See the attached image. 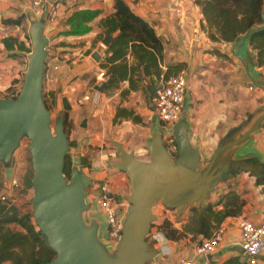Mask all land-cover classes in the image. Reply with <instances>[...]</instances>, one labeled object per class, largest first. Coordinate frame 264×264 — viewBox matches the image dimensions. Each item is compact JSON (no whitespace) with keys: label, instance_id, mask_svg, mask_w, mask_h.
I'll return each instance as SVG.
<instances>
[{"label":"crops","instance_id":"1","mask_svg":"<svg viewBox=\"0 0 264 264\" xmlns=\"http://www.w3.org/2000/svg\"><path fill=\"white\" fill-rule=\"evenodd\" d=\"M122 1L136 16L150 25L163 45L159 77L155 76V72L146 75L144 66H140L138 59L130 54L127 56L128 69H134L132 75L131 72L128 73V77L132 76L135 89H130V82L126 80L112 88L107 85L103 92L98 91L101 86H98L97 78L106 75V70L100 68V63L105 57L106 50L120 34L119 31L111 33L102 25L115 15L116 0H65L58 26L52 27L45 22L44 30V36L49 41L48 63L59 65L58 71H49L45 78V99L50 100L57 109L59 114L56 118L64 113L65 103L69 106L68 136L71 150H76V155L82 159L84 173L93 180L95 186L109 185L112 188L116 200L122 202L120 214H124L128 207L125 201L129 196L125 192L128 174L114 168L120 161L116 144L122 145L128 153H134L139 161L149 162L146 155L151 152L150 142L154 131L160 125L157 120L155 121L153 114L150 117L151 126L147 127L143 113L134 109L135 100L146 99L153 103L155 89L163 79L182 73L189 82L192 72L197 70L200 76L198 84L210 90V87H213L211 83H214L216 87L212 88V91H217L224 76L232 75L236 79L237 71L234 64L238 61L234 53L235 45L215 42L209 38L197 0ZM30 9L31 0H0V29L5 28L3 21L20 18L30 25L34 22ZM85 10L98 12L97 18L89 24L90 31L83 36H66L64 33L69 31L67 20L74 12ZM20 27H15L16 31ZM107 35L112 38L108 48L103 44ZM2 41V50L13 53L6 50ZM143 47L149 49L145 45ZM96 53L101 55L100 62L93 59ZM23 54L25 53L21 55ZM239 54L246 60L249 73L258 85H254L249 79L243 64L239 61L242 74L247 76L251 84L236 85V89L238 87L241 91L246 88L248 91L249 88H256L264 92L262 86L264 67L259 68L256 65V52L246 42L239 50ZM231 59L232 65L228 64ZM5 65L2 64L0 69H5ZM167 71L170 75L166 78ZM18 80V71L14 70L3 80L1 87L12 89L11 91L17 94ZM12 84L16 86L13 88ZM86 96H89V100L80 105L79 101ZM220 100L222 94H216L210 100L191 90L186 95V107L182 117H186L190 141L199 149L203 161L212 158L219 143L231 132L248 121V128L240 134L244 133L264 114L263 104L253 111L246 112L243 120H238L241 115L234 113L233 110L241 107V101L231 104L224 100L221 104ZM229 109L232 110L228 111ZM123 113H128L129 118H125ZM111 147L116 150H112ZM232 152L231 159L234 161L231 166L232 173L226 181L218 185L207 201L192 208L188 207L182 215L167 209L168 221L173 223L176 229L185 231V237L179 242L170 241L162 252L155 248L160 252V256L149 264H170L179 259H192L194 247L206 238L205 235L210 237L218 227L224 226L227 231L222 244L214 255L207 257L212 264H223L232 257L241 255L240 221L247 220L256 225H264V128L254 133L252 139L236 147ZM97 193H94V197ZM234 199H237V202ZM235 203L238 209L236 216L223 219L222 212L234 209ZM210 207L211 219L208 225L203 227L200 225L201 214ZM173 214H176L174 218L185 220L183 227L179 228L182 224L172 221ZM193 238H197L196 243L192 244L191 248H186ZM204 260L205 258L201 257L196 260V264ZM242 260L245 261L244 258ZM259 264H264V256L260 258Z\"/></svg>","mask_w":264,"mask_h":264},{"label":"water","instance_id":"2","mask_svg":"<svg viewBox=\"0 0 264 264\" xmlns=\"http://www.w3.org/2000/svg\"><path fill=\"white\" fill-rule=\"evenodd\" d=\"M45 26L44 18L31 26L32 52L16 99L0 98V163L11 180L16 163L14 155L23 139L29 141L33 172L31 186L34 189L32 216L55 254L47 264H149L160 256V252L151 249L147 242L153 224L158 222L154 205L160 203L182 215L188 207L207 201L232 173V151L264 128V114L244 133L240 134L248 128V121L226 136L208 161L202 160L199 149L191 143L186 117H182L172 129L178 149L175 158L168 153L161 129L153 133L149 162L139 161L134 153H128L122 145L116 144L120 161L114 168L128 174L130 195L125 198L129 208L121 239L116 248L109 251L99 240L100 223L93 220L88 225L84 219V214L91 210L87 190L94 186V182L84 173L82 159H72L70 179L64 174L71 145L63 116L59 115L54 125L44 99L49 45L44 36ZM262 31L264 24L246 33L234 48L235 56L256 86L258 84L239 50L250 37ZM111 41L107 35L104 46L108 48ZM93 59L100 62L101 55L96 53ZM106 88L107 84H103L98 91L103 92ZM112 196L108 195L109 198Z\"/></svg>","mask_w":264,"mask_h":264},{"label":"trees","instance_id":"3","mask_svg":"<svg viewBox=\"0 0 264 264\" xmlns=\"http://www.w3.org/2000/svg\"><path fill=\"white\" fill-rule=\"evenodd\" d=\"M201 8L209 38L215 42L236 45L238 41L249 31L263 26L264 0H197ZM115 15L106 20L102 25L109 32L119 31V36L106 50L105 57L100 63V68L106 70L109 88L115 84L128 80L130 89H135L132 76L128 73L134 69H128L127 56L130 54L138 59L140 66H144L146 75L155 72L160 76L159 61L162 60L163 45L156 36L154 30L143 19L136 16L130 8L122 1L116 0ZM98 16L97 11H76L67 20L69 31L66 36H83L90 31L89 24ZM23 19L6 20L4 24L9 26H21ZM2 44L11 56L17 57L22 53H30L24 41L15 37L4 38ZM247 44L256 52V65L264 67V31L250 37ZM145 45L147 48L143 47ZM167 71L165 77H169ZM12 99H16L14 96ZM46 102V101H45ZM47 105V103H46ZM48 107V105H47ZM49 109V107H48ZM63 119L68 134V110L65 103ZM129 118L128 113L122 114ZM69 138V136H68ZM71 145V144H70ZM72 160L70 155L66 159L65 176L70 179ZM27 188H32L31 180H26ZM0 196V264H47L55 258V254L48 247L46 238L40 233L34 223L31 212L22 213L10 199L2 200ZM237 202V199H234ZM224 211L221 217L236 216L238 209ZM212 209L207 208L201 214L200 225L206 227L212 216ZM160 229L165 236L173 242H179L185 237V231L176 229L168 220L160 224ZM208 238V235H205ZM147 241L148 238H147ZM151 249L152 245L148 242ZM242 255L232 257L223 264H247L242 260ZM212 264V263H211Z\"/></svg>","mask_w":264,"mask_h":264},{"label":"built area","instance_id":"4","mask_svg":"<svg viewBox=\"0 0 264 264\" xmlns=\"http://www.w3.org/2000/svg\"><path fill=\"white\" fill-rule=\"evenodd\" d=\"M65 0H31V13L34 18L40 20L44 18L45 22L52 27L58 26L61 18V12L64 7ZM59 65L54 63L49 65L48 57L45 65V78L49 71H58ZM108 77L101 75L97 78L98 86L107 83ZM190 90V84L184 74L172 76L168 79H163L155 89L154 96V118L160 123L161 129L164 132V143L168 149V153L172 158H175L178 153L172 129L180 121L186 107V95ZM89 100V96L84 97L79 104ZM152 119V118H151ZM17 186L16 182H13ZM98 193L95 196L94 204L105 217L106 232L105 238L108 244L116 247L119 243L122 230L124 227L125 218L128 212L129 205L124 214L119 213L122 202L116 200L114 194L108 185H102L97 189ZM108 195H113L109 198ZM7 197H2L5 201ZM165 214V219L168 210L161 204ZM159 221L153 224L151 232L148 236L149 243L152 247L157 248L162 252L167 247L170 240L165 236L160 229ZM240 241L239 249L242 257L247 264H259V260L264 256V225H256L253 222L242 220L239 223ZM227 228L224 226L218 227L209 238H203L193 249L192 259H179L170 264H196V260L204 257L205 260L200 264H211L207 257L214 255L222 244L226 235Z\"/></svg>","mask_w":264,"mask_h":264},{"label":"rangeland","instance_id":"5","mask_svg":"<svg viewBox=\"0 0 264 264\" xmlns=\"http://www.w3.org/2000/svg\"><path fill=\"white\" fill-rule=\"evenodd\" d=\"M35 21H37L36 18H34V22ZM32 24L33 23H30V25L28 23L26 24L25 20H23L21 27L19 28L18 31H16L15 27L6 25L4 24V21H3V25L5 28L0 29V66L4 63L6 65H5V69L3 70L0 69V98L12 99L21 90V84L23 82V77L28 69V56L32 52V43H31V36H30V28ZM8 27H10L11 29H7ZM7 37H15V38L17 37L18 39H22L25 42L27 48L31 49V52L25 53L17 57L11 56L10 53L4 52L1 48L2 46L1 41ZM228 64L232 65V59H231V62H229ZM234 65L237 71L236 79H235V76H232V75L224 76V78L221 79V82L219 84V89L217 91H212V88L214 89L216 87L214 86V83H211L213 87H210V90H206L204 89V87L198 84V81L200 78L199 70L192 72V75L189 79V84H190L191 91L200 93L203 97H205V99H208V100L212 99L216 94H219V95L222 94V100H220L221 104L224 103V100H228L229 103L231 104H233V102L241 101L242 103L241 107L239 109L235 108V110L233 111L234 113L241 115L238 120L240 119L243 120L245 118L246 112L253 111L258 106H261L264 104V92L256 88H249L250 90L248 91H246V88H243L241 91L239 90L238 87L236 89V85L243 84V86H249L251 83L249 82L247 76L242 74L243 72H241L242 68L239 64V60L236 61V64ZM14 70H17L18 75H19V80L17 81V83L19 84V89L17 91L18 92L17 94L15 91L14 92L11 91L12 89L9 90V89H4L1 87V85L4 82L3 80H5L6 77L9 76V73L13 72ZM179 74H182V73H179ZM179 74L176 73L175 75H179ZM15 86H13L12 84L13 88ZM44 99H45V96H44ZM45 101L48 107L50 108L49 109L50 112H52V119L55 125L56 116L59 113H57V109L54 108V104L50 100L45 99ZM135 101L134 102L136 106L134 109L140 110L143 113V115L145 116L146 126L150 128L151 126L150 117L153 116L154 114V103H152L151 101H147L146 99L135 100ZM214 101H216L215 98H214ZM132 107L133 105L131 106V108ZM230 110L232 109H229L228 111ZM69 127L67 128L68 130H69ZM158 127L159 128L157 129L160 130L161 126L159 125ZM133 137H137V136H133ZM28 147H29V141L27 139H23L21 142L20 148L16 151L14 155V159L16 160V163L14 167V175L11 180L5 174V166L0 163V196L4 195L8 199H10L11 202L14 205H16V207L22 213H28V212L32 213L31 200L34 197V189L27 188V185H26V180L27 179L31 180L32 175H33L31 156L29 154ZM111 149L116 150V149H113L112 147ZM69 155L71 157V160L75 157H78L76 155L75 149H73V151L70 150ZM146 158L150 161L151 159L150 152L147 153ZM116 159L118 158H115V160ZM13 182H16L17 186L14 185ZM129 182H130L129 176L127 175L126 183H125V192H127L128 195H130ZM96 186L94 185L92 188L87 190L88 203L91 205V210L84 214V219L88 225L93 220L100 223L99 240L103 245H105L108 248L109 251H113L116 247L109 245L108 240L105 238V232H106L105 217L102 214V212L99 209H97L96 205L94 204V201H95L94 193L98 191L97 190L98 186L97 187ZM110 189L112 190V188ZM153 212H154V215L158 217V221L161 224L164 220L165 212L163 211V207H161L160 203H157L156 205H154ZM175 215L176 214L172 215V221L176 223L177 222L181 223L182 226H180L179 228L183 227V222L185 220L179 217L174 218ZM196 239L197 238H193L192 240H190L191 244L188 245V247L186 246V248H191L192 244L196 243ZM152 248L155 249L154 247Z\"/></svg>","mask_w":264,"mask_h":264}]
</instances>
